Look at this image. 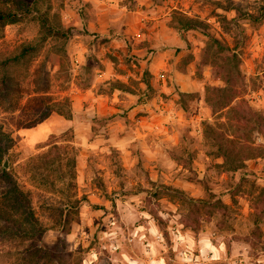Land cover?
I'll list each match as a JSON object with an SVG mask.
<instances>
[{
	"label": "rangeland",
	"instance_id": "rangeland-1",
	"mask_svg": "<svg viewBox=\"0 0 264 264\" xmlns=\"http://www.w3.org/2000/svg\"><path fill=\"white\" fill-rule=\"evenodd\" d=\"M40 1L71 35L65 56L62 42L50 40L28 67L17 68L22 93L0 105V126L15 140L0 159V195L8 170L44 233L32 240L0 231V264H264V136L250 131L253 119L237 129L233 112L211 107L207 90L223 82L203 61L209 36L234 48L242 60L245 109L264 116V0H152L140 29L133 17L97 19L102 10L94 1ZM135 1L122 3L132 10ZM180 19L203 25L183 31ZM90 20L95 26L88 31ZM127 26L146 35L171 29L185 40L184 52L176 40L165 56L171 66L158 63L151 74L147 58L156 49L148 42L134 36L127 46L109 43ZM38 35L31 18L6 26L0 59ZM103 71L107 77L100 78ZM177 71L186 74L189 92L178 89ZM45 77L48 94L40 92ZM116 83L132 93L115 91ZM64 97L71 100L72 120L52 114L23 127L50 102L46 98ZM208 124L238 137L244 151L246 143L260 147V154L247 159L244 170L228 171ZM52 142L77 153L78 208L31 180V158ZM13 216L21 222L19 213ZM34 244L39 250H31Z\"/></svg>",
	"mask_w": 264,
	"mask_h": 264
},
{
	"label": "trees",
	"instance_id": "trees-1",
	"mask_svg": "<svg viewBox=\"0 0 264 264\" xmlns=\"http://www.w3.org/2000/svg\"><path fill=\"white\" fill-rule=\"evenodd\" d=\"M262 11H264V7ZM27 18L39 23L38 39L22 45L14 56L0 59V105L9 100L14 92L16 95L17 93H22L21 83L15 76L17 68L22 65L28 67L50 40L61 41V51L64 56L66 55L65 48L72 29L62 25H55L50 18L49 12L41 9L40 0L32 2L30 0H0V30H3L8 25L22 22ZM180 22L183 31L193 30L203 25L201 22L190 19H180ZM207 45L203 61L213 67L217 77L223 82L222 87L208 88L207 102L215 110L227 109L229 112H233L237 129H240L241 124L246 129L248 123L253 119L254 125L250 126V131H256L264 136V116L254 114L251 110L245 109L246 100L243 97L244 85L241 70L242 60L239 53L225 41L215 36H209ZM59 62H61L60 59L56 65L62 66L63 63ZM42 84L43 87L40 92L48 94L51 89L50 80L45 77ZM113 89L132 92L131 89L122 83H116ZM49 99L50 102L45 101L38 116L25 121L23 127H35L52 114L72 120L74 114L69 97H64L61 100L51 98H46L45 100L49 101ZM18 108L17 105L10 107L11 110H17ZM250 114L253 117L249 119ZM207 131L213 135L212 138L215 139L217 144L218 157L224 159V165L228 171L239 172L244 170L246 168V160L257 157L260 154V147H253L246 143L244 151L243 147H240L241 143L238 145V137H228L224 132L216 130L212 125H207ZM51 138L57 139L59 137L52 135ZM14 144L15 140L11 134L6 132L3 126H0V159L7 154ZM50 145L48 152L31 158L28 164L31 180L41 188L60 194L69 205H74L78 208L81 201L75 198L77 153L71 154L74 149L62 148L57 142H52ZM62 154L65 156L63 157ZM2 178L6 188L3 189L0 195V231L32 240L36 235L41 237L44 230L32 210L31 199L20 188L18 182L8 170L2 172ZM168 188L175 190L174 192L176 193H184L173 187ZM220 203L218 201V204ZM7 209L11 210L9 212L11 215L7 212ZM13 213L21 215V222L14 218ZM33 249L39 250L36 244L32 246L31 250Z\"/></svg>",
	"mask_w": 264,
	"mask_h": 264
},
{
	"label": "crops",
	"instance_id": "crops-1",
	"mask_svg": "<svg viewBox=\"0 0 264 264\" xmlns=\"http://www.w3.org/2000/svg\"><path fill=\"white\" fill-rule=\"evenodd\" d=\"M94 1V2H92ZM90 2H92L91 4H93L94 6L100 8L102 10V12H100V10H97V19H101L103 17H107V18H112V19H117L116 17L119 16L120 18L123 17H127V18H132L135 19L136 21V27L137 28H142L144 27V24L146 22L145 18L147 17V13L149 12L150 9H152V7H154V3L152 0H136V5L135 8H133L132 10L130 8L127 7L126 4L122 3L123 0H90ZM98 3L99 5L95 4ZM93 5L92 8H93ZM102 6V7H101ZM105 7V9H104ZM94 9V8H93ZM104 9V10H103ZM105 13L109 14L106 15ZM117 13V14H114ZM93 20H90L89 23V29L87 27L88 31H91L90 28H92L93 26H95V24H93V22H91ZM129 22L126 24L128 25ZM131 25V24H129ZM133 26H127V28H122V33L121 36H114L111 34V40H109L111 44H113L114 46H119V45H126L127 46V41L126 39L130 38V37H134V36H139L140 40L142 42H148L150 44V48H154L156 49V52H151L150 55L148 56L147 60H148V65L147 68L149 70V72L151 74H155V72H158L160 69V67H158V63H162L165 67L162 68H169L171 65L169 64V61L167 60L168 58H166L165 56L168 55V53L170 51H173V47L175 45V41L177 40V47L181 48V52H184V48H185V40L176 33H173L171 29H162V31H152V33H149L148 35L146 34H142L139 31L137 32L136 27ZM133 30V32H132ZM103 34H109V30H104ZM141 51H143L141 49ZM144 52V51H143ZM147 54H145L146 56ZM107 71L106 72H102V74L100 75V78H104V76L107 77ZM177 75V78H175ZM176 75L174 76V81L175 83H177L178 89L182 92H189V91H185L184 87H183V83H182V79L184 77H186V74H182V72L177 71ZM191 78V77H190ZM180 84V85H179ZM118 89H115V91ZM121 91V90H119ZM125 92V91H124ZM127 93H132V92H127Z\"/></svg>",
	"mask_w": 264,
	"mask_h": 264
},
{
	"label": "water",
	"instance_id": "water-1",
	"mask_svg": "<svg viewBox=\"0 0 264 264\" xmlns=\"http://www.w3.org/2000/svg\"><path fill=\"white\" fill-rule=\"evenodd\" d=\"M8 167H9V166H8V163L6 162V163H5V168H8Z\"/></svg>",
	"mask_w": 264,
	"mask_h": 264
}]
</instances>
